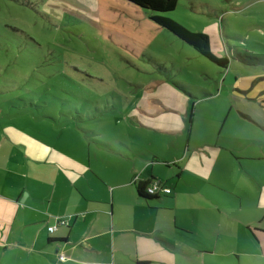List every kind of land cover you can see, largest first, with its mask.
Returning a JSON list of instances; mask_svg holds the SVG:
<instances>
[{"label": "crops", "instance_id": "obj_1", "mask_svg": "<svg viewBox=\"0 0 264 264\" xmlns=\"http://www.w3.org/2000/svg\"><path fill=\"white\" fill-rule=\"evenodd\" d=\"M222 69L196 93L150 83L121 149L51 143L0 119V264H264V155H247L259 141ZM151 180L171 194L141 198Z\"/></svg>", "mask_w": 264, "mask_h": 264}, {"label": "rangeland", "instance_id": "obj_2", "mask_svg": "<svg viewBox=\"0 0 264 264\" xmlns=\"http://www.w3.org/2000/svg\"><path fill=\"white\" fill-rule=\"evenodd\" d=\"M152 15L219 33L231 98H243L250 143L260 145L247 155H264V0H179L156 14L125 0H0V119L51 143L75 135L78 147L121 149L132 102L157 79L196 93L226 78Z\"/></svg>", "mask_w": 264, "mask_h": 264}, {"label": "trees", "instance_id": "obj_3", "mask_svg": "<svg viewBox=\"0 0 264 264\" xmlns=\"http://www.w3.org/2000/svg\"><path fill=\"white\" fill-rule=\"evenodd\" d=\"M138 8L143 10H149L156 13H170L177 9L179 0H125ZM151 20L159 27L166 29L173 33L176 37L181 39L186 44L194 48V50L200 55L207 58L212 63L219 67L227 68L230 60L228 58L217 57L211 52L210 38L207 33L189 31L181 25L174 22L168 17L160 15H152ZM155 182L162 183L158 180L140 181L136 185L139 196L145 200L158 198L159 195H150L147 193V189ZM166 186V185H165Z\"/></svg>", "mask_w": 264, "mask_h": 264}, {"label": "built area", "instance_id": "obj_4", "mask_svg": "<svg viewBox=\"0 0 264 264\" xmlns=\"http://www.w3.org/2000/svg\"><path fill=\"white\" fill-rule=\"evenodd\" d=\"M147 193L150 194V195H169L171 194V189L168 188L167 186L163 185L162 183H159V182H155L153 183L152 185H150L147 189ZM55 227L52 226V227H49L48 228V231L49 233H53L55 231ZM59 259L61 261L64 260V257L63 256H60Z\"/></svg>", "mask_w": 264, "mask_h": 264}]
</instances>
